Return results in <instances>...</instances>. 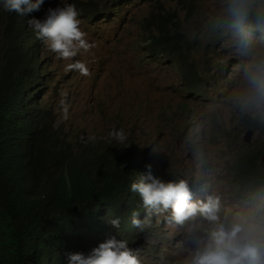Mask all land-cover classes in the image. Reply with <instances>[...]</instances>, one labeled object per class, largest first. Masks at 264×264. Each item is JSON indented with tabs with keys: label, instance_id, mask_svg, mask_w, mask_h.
Segmentation results:
<instances>
[{
	"label": "clouds",
	"instance_id": "obj_1",
	"mask_svg": "<svg viewBox=\"0 0 264 264\" xmlns=\"http://www.w3.org/2000/svg\"><path fill=\"white\" fill-rule=\"evenodd\" d=\"M177 1L180 12L163 0H0V102L15 124L8 131L0 123V168L18 186L8 204L21 214L45 197L46 186L27 172L48 147L64 166L90 173L59 228L41 232L30 264H144V253L159 252L172 230L179 249L167 264H264V2L226 0L204 30L192 32L197 2ZM143 2L154 5L143 18L139 58L163 63L169 72L159 83L181 99L150 105L145 127L107 110L103 133L68 139L44 99L46 77L73 70L91 76L79 56L94 47L85 24L95 27ZM87 4L98 8L96 19L85 15ZM178 40L184 56L172 50ZM219 85L234 123L224 147L209 106ZM60 106L67 120L65 99ZM172 113L195 120L187 132L190 168L163 158L147 136L155 119ZM104 177L110 182L101 186Z\"/></svg>",
	"mask_w": 264,
	"mask_h": 264
},
{
	"label": "rangeland",
	"instance_id": "obj_2",
	"mask_svg": "<svg viewBox=\"0 0 264 264\" xmlns=\"http://www.w3.org/2000/svg\"><path fill=\"white\" fill-rule=\"evenodd\" d=\"M72 2L74 0H67ZM264 2V0H260ZM199 11V23L192 32L204 30L208 21L227 8L226 0H196ZM166 7L182 6L177 0H163ZM154 2H143L128 6L121 15L110 17L95 27L85 24L89 43L94 47L88 53H80L81 60L89 67L91 76H82L78 71L50 79L44 99L56 114L57 123L68 132V139H75L76 134H85L88 138L107 128L105 113L107 110L124 111L133 122L145 127L146 109L177 96L159 82L168 75L169 69L163 63L141 60L138 50L142 45L144 33L143 18L153 8ZM185 28H187L185 26ZM44 60L43 62H45ZM210 78V74H206ZM218 91H210L209 106L216 115L217 124L214 134L224 147L227 143L225 132H230L234 123L225 115L223 99L220 94L225 87L218 86ZM69 105V118H62L60 100ZM158 127H153L158 123ZM195 120L188 115L172 113L169 117L157 118L146 129L150 141L157 144L163 158L179 160L191 167L193 158L187 143V132ZM176 234L172 230L169 237H161L160 251L144 253V264H167L179 247L174 241ZM171 257L167 260V256Z\"/></svg>",
	"mask_w": 264,
	"mask_h": 264
},
{
	"label": "trees",
	"instance_id": "obj_3",
	"mask_svg": "<svg viewBox=\"0 0 264 264\" xmlns=\"http://www.w3.org/2000/svg\"><path fill=\"white\" fill-rule=\"evenodd\" d=\"M88 19L94 20L98 15V8L91 4L83 6ZM217 38L212 37L210 43H217ZM180 56H184L182 40L173 44ZM0 123L5 130L14 129L15 124L8 118L4 100L0 102ZM117 158L119 153L116 150ZM54 162L53 169L49 162ZM57 167V169H56ZM27 177L32 181L46 186V195L36 206L24 213L16 214L7 201L8 194L18 189L0 168V264H30L32 255L37 247L39 237L44 228L49 224L58 229L60 221L66 216L71 204L76 199L80 185L90 178V173L66 167L61 164V155L52 147L45 149L41 164L34 171H28ZM24 181H21L22 184ZM110 182L109 177L99 181V185L105 186ZM112 180V183H115ZM111 194L112 189L106 190Z\"/></svg>",
	"mask_w": 264,
	"mask_h": 264
}]
</instances>
